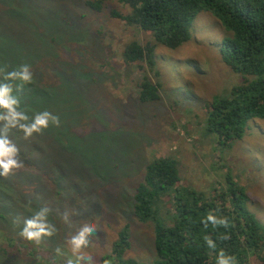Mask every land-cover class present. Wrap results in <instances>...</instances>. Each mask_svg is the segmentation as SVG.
Wrapping results in <instances>:
<instances>
[{
  "label": "rangeland",
  "instance_id": "obj_1",
  "mask_svg": "<svg viewBox=\"0 0 264 264\" xmlns=\"http://www.w3.org/2000/svg\"><path fill=\"white\" fill-rule=\"evenodd\" d=\"M88 1L0 0V67L12 71L28 63L34 76V83L14 91L21 109L29 116L47 110L61 120L28 140L17 129L8 133L25 167L0 177V243L7 247L0 249V264L75 260L68 241L86 222L97 231L77 255L99 264L128 224L124 256L150 264L154 223L138 220L132 204L145 164L155 156L175 158L180 184L206 195L231 178L246 192V207L264 235V118L250 119L230 146L205 128L212 98L227 96L242 80L221 59V43L232 32L200 10L187 41L176 48L157 44L155 66L144 61L137 71L121 51L131 39L151 42L150 34L111 15L127 10L118 0H103L100 10ZM144 73L158 82V100L139 101ZM42 207L51 209L56 233L39 243L20 237L23 221ZM171 208L165 198L158 204L161 223H170Z\"/></svg>",
  "mask_w": 264,
  "mask_h": 264
},
{
  "label": "trees",
  "instance_id": "obj_2",
  "mask_svg": "<svg viewBox=\"0 0 264 264\" xmlns=\"http://www.w3.org/2000/svg\"><path fill=\"white\" fill-rule=\"evenodd\" d=\"M103 0L87 3L100 10ZM127 9H116L111 15L129 26L148 32L151 42L141 45L131 39L122 49V61L137 71L154 65V48L161 44L176 48L189 39V28L200 10L211 12L231 38L222 41V61L242 75L240 83L231 87L227 96H214L209 103L205 128L215 134L221 144L230 146L241 139L247 122L264 118V0H118ZM141 102L159 99V84L146 73L138 82ZM177 160L171 156H155L145 164L143 178L133 193V214L140 221L154 223L155 257L150 264H216L218 253L235 258V264H264V235L260 224L246 207L248 196L231 178L225 188H215L210 194L180 184ZM171 205L170 223L158 219V204L163 199ZM226 217L227 228L205 227L208 214ZM2 218V214H0ZM227 234L230 239H223ZM210 237L216 249L207 247L204 237ZM9 248L16 244L5 239ZM128 224L118 231L109 253L99 264H142L124 256L129 248ZM0 243V249L6 251ZM21 253L20 250L13 251Z\"/></svg>",
  "mask_w": 264,
  "mask_h": 264
},
{
  "label": "clouds",
  "instance_id": "obj_3",
  "mask_svg": "<svg viewBox=\"0 0 264 264\" xmlns=\"http://www.w3.org/2000/svg\"><path fill=\"white\" fill-rule=\"evenodd\" d=\"M0 177L7 178L14 175L25 167L24 161L19 158V148L9 138V131L17 129L23 132V139L28 140L34 134H42L49 126L59 127L61 124L60 117L47 110L35 112L29 116L20 107L18 96L14 95V91H23L26 85L34 83L32 67L28 63L18 65L14 70L7 71L6 67H0ZM12 82H18L13 85ZM51 209L42 207L37 210L30 218L23 221V228L19 232V236L28 240L39 243L43 237L53 236L57 229L54 224L48 220ZM63 219L68 222L67 213L63 214ZM205 227L211 223L213 226H223L227 228L229 221L226 217H217L214 214H208L203 221ZM97 227L91 223H84L78 231L71 236L68 243L71 245L72 253L75 260L69 258L66 264H94L91 255H83L81 250L86 248L90 243V237L95 235ZM223 239H230L225 234ZM206 245L210 249H216L215 242L208 236L204 237ZM58 254H63L60 248L56 249ZM216 264H235V258L226 255L221 250L217 255Z\"/></svg>",
  "mask_w": 264,
  "mask_h": 264
}]
</instances>
